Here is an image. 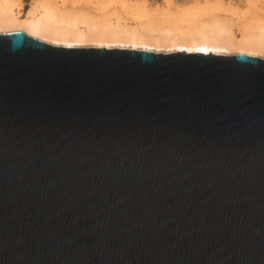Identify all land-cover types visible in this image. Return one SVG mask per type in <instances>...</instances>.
<instances>
[{
	"label": "water",
	"instance_id": "95a60500",
	"mask_svg": "<svg viewBox=\"0 0 264 264\" xmlns=\"http://www.w3.org/2000/svg\"><path fill=\"white\" fill-rule=\"evenodd\" d=\"M0 264H264V58L0 33Z\"/></svg>",
	"mask_w": 264,
	"mask_h": 264
},
{
	"label": "bare ground",
	"instance_id": "6f19581e",
	"mask_svg": "<svg viewBox=\"0 0 264 264\" xmlns=\"http://www.w3.org/2000/svg\"><path fill=\"white\" fill-rule=\"evenodd\" d=\"M122 2L124 10L120 16L112 13L92 18L63 15L41 0L21 16L20 4L16 0H0V33L22 31L43 42L65 47H120L154 52L245 54L264 58V24L245 22L237 26L230 19L212 14L210 23L209 17L206 19L209 24H198V21L181 17L183 25L176 27L178 23H174L177 20L158 16L159 23L153 26L147 21L146 14L139 16L133 13L136 6H130L126 0Z\"/></svg>",
	"mask_w": 264,
	"mask_h": 264
},
{
	"label": "rangeland",
	"instance_id": "374dc122",
	"mask_svg": "<svg viewBox=\"0 0 264 264\" xmlns=\"http://www.w3.org/2000/svg\"><path fill=\"white\" fill-rule=\"evenodd\" d=\"M20 4V14L24 16L26 11L39 0H16ZM46 1L56 10L63 12V15L87 16L100 18L105 14L121 15L123 0H41ZM57 1V2H56ZM136 8L133 13L147 16V21L157 26L162 19L177 20L176 27L183 24L180 18L185 20L198 21V24H209L210 19L220 16L232 20L237 26L247 23L264 24V0H126ZM219 1V3H218ZM50 2V3H49ZM54 4V6L52 5ZM56 5V6H55ZM210 5V6H209ZM57 7V8H55ZM61 8V9H60ZM140 10V11H139ZM113 11V12H112ZM25 12V13H24ZM150 12V13H149ZM200 12V13H199ZM126 14V12H124ZM172 14V15H171ZM214 14V15H212ZM238 14V15H237ZM245 15V16H244ZM226 16V17H224ZM207 17L209 23L207 22ZM202 19H205L204 21ZM252 20V21H250ZM200 21H203L200 22ZM206 21V22H205ZM250 21V22H249ZM258 21V22H257ZM260 22V23H259ZM157 23V24H156ZM186 23V22H185ZM185 24L186 27H191Z\"/></svg>",
	"mask_w": 264,
	"mask_h": 264
}]
</instances>
